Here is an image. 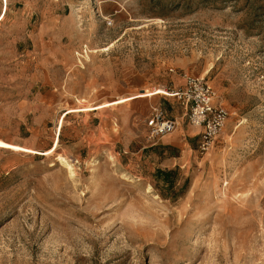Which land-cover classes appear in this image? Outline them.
<instances>
[{"label": "rangeland", "instance_id": "rangeland-1", "mask_svg": "<svg viewBox=\"0 0 264 264\" xmlns=\"http://www.w3.org/2000/svg\"><path fill=\"white\" fill-rule=\"evenodd\" d=\"M0 264H264V0H0Z\"/></svg>", "mask_w": 264, "mask_h": 264}, {"label": "built area", "instance_id": "built-area-1", "mask_svg": "<svg viewBox=\"0 0 264 264\" xmlns=\"http://www.w3.org/2000/svg\"><path fill=\"white\" fill-rule=\"evenodd\" d=\"M185 86L181 90L166 89L172 95L166 96L184 106L190 127L199 133L198 149L207 153L224 133L230 116L223 105L214 101V87L205 79L188 77ZM179 125L162 108L154 109L147 123L150 138L154 140L175 133Z\"/></svg>", "mask_w": 264, "mask_h": 264}, {"label": "bare ground", "instance_id": "bare-ground-1", "mask_svg": "<svg viewBox=\"0 0 264 264\" xmlns=\"http://www.w3.org/2000/svg\"><path fill=\"white\" fill-rule=\"evenodd\" d=\"M159 93L164 94V95H168V96H172L171 93H170L169 91L164 90V89L160 90ZM61 161H63V160H61ZM67 166H68V165H67ZM68 168H69V166H68ZM70 168H71V167H70ZM70 170L72 171V168H71Z\"/></svg>", "mask_w": 264, "mask_h": 264}, {"label": "crops", "instance_id": "crops-1", "mask_svg": "<svg viewBox=\"0 0 264 264\" xmlns=\"http://www.w3.org/2000/svg\"><path fill=\"white\" fill-rule=\"evenodd\" d=\"M192 130H194V129H192ZM195 131V130H194Z\"/></svg>", "mask_w": 264, "mask_h": 264}]
</instances>
